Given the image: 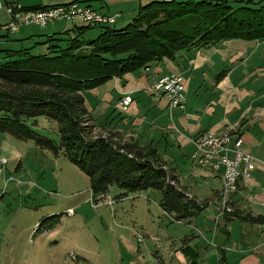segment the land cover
Returning <instances> with one entry per match:
<instances>
[{
	"label": "crops",
	"instance_id": "0c3cea01",
	"mask_svg": "<svg viewBox=\"0 0 264 264\" xmlns=\"http://www.w3.org/2000/svg\"><path fill=\"white\" fill-rule=\"evenodd\" d=\"M16 1L24 7H35L72 0ZM150 1L82 0L99 11L119 14L114 23L118 24L117 28L130 22L138 8ZM9 20L3 5L0 25ZM48 24L41 29L46 30ZM81 26L85 27L74 22L59 31L73 32V27ZM9 35L7 39L11 38ZM32 37L29 35L26 39ZM171 72L183 77L185 100L182 107L169 111L167 97L155 95L151 88L160 76ZM125 94H130L132 102L121 109L117 103ZM83 95L94 125L116 132L123 141L154 147L176 170L188 198L200 205L196 215L181 221H174L163 211L169 222L177 225L174 233L167 234L166 258L162 259L158 243L151 239L139 244L144 247V253L146 249L151 252L158 264H264V222L252 221L254 217L264 216V39H229L206 47L186 48L178 51L173 59L164 58L121 77H113L84 91ZM224 131L243 138L244 148L256 158V166L232 195L233 212L220 216L217 201L221 176L219 172L194 165L191 154L194 136L201 132L220 134ZM0 156L7 159L6 170L0 173L1 213L6 207L4 189L14 178L13 171L23 168L24 156L6 136H0ZM25 182L28 183L21 180L20 184ZM7 228L6 220L0 223V243L6 239ZM123 241L125 253L130 254L126 264H132L137 257L145 260L144 253H138L132 241L125 237ZM184 249L193 256L194 263ZM141 261L139 264H143Z\"/></svg>",
	"mask_w": 264,
	"mask_h": 264
},
{
	"label": "trees",
	"instance_id": "16d2710c",
	"mask_svg": "<svg viewBox=\"0 0 264 264\" xmlns=\"http://www.w3.org/2000/svg\"><path fill=\"white\" fill-rule=\"evenodd\" d=\"M263 1L152 0L125 26L101 28L93 39L83 37L91 27L81 26L72 28L73 35L64 31L66 38L48 35L31 46L0 48V132L32 140L55 157L64 155L88 177L95 201L111 186L121 190L113 196L117 201L152 189L174 221L191 218L200 205L187 197L176 170L164 167L154 147L123 141L110 130L88 137L95 125L83 94L186 48L264 39ZM37 45H44V52L34 53ZM40 117L56 122L57 139L34 129ZM252 221L264 222V216Z\"/></svg>",
	"mask_w": 264,
	"mask_h": 264
},
{
	"label": "rangeland",
	"instance_id": "374dc122",
	"mask_svg": "<svg viewBox=\"0 0 264 264\" xmlns=\"http://www.w3.org/2000/svg\"><path fill=\"white\" fill-rule=\"evenodd\" d=\"M236 5L233 3V6ZM123 18H118L119 22ZM68 25L71 27L72 22L51 21L46 30L36 25H21L17 34L9 35L10 39L0 38V48L31 46L48 33L66 38L73 32L65 35L59 30ZM117 25L111 27L117 28ZM100 30L92 27L83 36L93 39ZM0 34L5 33L0 30ZM29 35L33 37L26 39ZM44 50V45H37L32 51L41 53ZM34 129L57 139V124L54 121L40 117ZM104 133V129L95 125L88 137ZM0 136L13 140L24 156L23 168L13 171L14 178L4 189L6 207L0 213V223L6 220L8 228L4 234L5 241L0 243V264H126L130 254L124 251L123 237L135 244L138 253H144V247L142 249L139 244L151 239L158 243L162 259L166 258V237L168 233L175 232L177 225L169 222L170 219L159 207V192L148 189L117 201L113 196L121 190L111 186L107 194L95 201L89 190L88 177L64 155L55 157L50 151L37 147L32 140H18L1 132ZM115 136L119 135L116 133ZM168 162L171 163L170 160ZM164 164L166 169L170 168L165 161ZM6 167L7 163L4 170ZM20 179L28 183L20 184ZM109 201L114 202L110 205ZM137 234L142 235V241L137 240ZM146 251L145 260L137 257L132 264H139L140 261L143 264H158L155 256ZM131 259L135 258L132 256Z\"/></svg>",
	"mask_w": 264,
	"mask_h": 264
},
{
	"label": "built area",
	"instance_id": "2783aa9c",
	"mask_svg": "<svg viewBox=\"0 0 264 264\" xmlns=\"http://www.w3.org/2000/svg\"><path fill=\"white\" fill-rule=\"evenodd\" d=\"M4 5L10 20L0 25L5 34H14L21 25H36L45 28L55 20L82 24L88 27L104 28L112 26L119 14L99 11L82 0H72L50 5H42L35 9H27L16 0H0V8ZM155 95H165L168 99V110L182 107L184 104L183 77L178 73L160 76L152 85ZM132 102L130 94L118 100V107L126 109ZM194 150L191 159L199 167L220 174L221 188L218 196V215L233 212L231 197L238 190L242 180L247 179L256 166L254 155L244 148V140L239 134L224 131L220 134L201 132L192 139ZM7 159L0 156V173L4 170ZM103 195H97L99 200ZM114 201H109L111 205ZM70 212L71 209H68ZM142 241L141 234L136 235Z\"/></svg>",
	"mask_w": 264,
	"mask_h": 264
}]
</instances>
